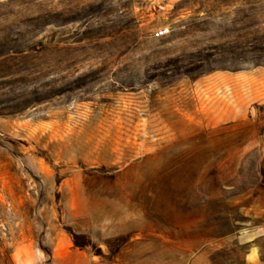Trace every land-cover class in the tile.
Wrapping results in <instances>:
<instances>
[{
  "label": "rangeland",
  "instance_id": "rangeland-1",
  "mask_svg": "<svg viewBox=\"0 0 264 264\" xmlns=\"http://www.w3.org/2000/svg\"><path fill=\"white\" fill-rule=\"evenodd\" d=\"M0 264H264V0H0Z\"/></svg>",
  "mask_w": 264,
  "mask_h": 264
},
{
  "label": "built area",
  "instance_id": "built-area-1",
  "mask_svg": "<svg viewBox=\"0 0 264 264\" xmlns=\"http://www.w3.org/2000/svg\"><path fill=\"white\" fill-rule=\"evenodd\" d=\"M162 35H164V32L163 31H159V32L156 33V37H160Z\"/></svg>",
  "mask_w": 264,
  "mask_h": 264
},
{
  "label": "crops",
  "instance_id": "crops-1",
  "mask_svg": "<svg viewBox=\"0 0 264 264\" xmlns=\"http://www.w3.org/2000/svg\"><path fill=\"white\" fill-rule=\"evenodd\" d=\"M251 259H252V260H254V261L256 260V258H255V256H254V255H252V258H251Z\"/></svg>",
  "mask_w": 264,
  "mask_h": 264
}]
</instances>
